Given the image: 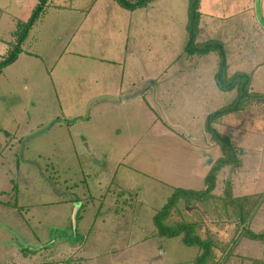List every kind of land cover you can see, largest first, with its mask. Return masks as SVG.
I'll use <instances>...</instances> for the list:
<instances>
[{
  "label": "rangeland",
  "instance_id": "obj_1",
  "mask_svg": "<svg viewBox=\"0 0 264 264\" xmlns=\"http://www.w3.org/2000/svg\"><path fill=\"white\" fill-rule=\"evenodd\" d=\"M38 3L0 0V61ZM256 3L235 17L201 12L196 42L222 41L230 76L260 65V92L250 84L256 98L218 129L251 116L263 127L264 26ZM188 8L189 0H156L134 12L114 0L48 1L22 44L33 55L23 52L0 75V264H194L202 250L183 236L159 235L154 217L175 189L205 190L222 155L211 146L207 118L238 92L217 87L216 54L186 51ZM263 133L234 143L241 167L223 169L213 193L221 197L229 179L236 196L258 192L262 219ZM115 210L124 222L112 219ZM211 210L180 201L165 223H194L203 240L227 245L236 226ZM251 242L259 257L260 244Z\"/></svg>",
  "mask_w": 264,
  "mask_h": 264
},
{
  "label": "trees",
  "instance_id": "obj_2",
  "mask_svg": "<svg viewBox=\"0 0 264 264\" xmlns=\"http://www.w3.org/2000/svg\"><path fill=\"white\" fill-rule=\"evenodd\" d=\"M49 0H39V3L32 11L29 20L24 23L19 33L17 43L9 56L0 61V75L3 71L13 65L24 52L22 44L26 40L29 32L34 25L41 18ZM121 8L134 12L147 7L148 4L156 0H114ZM201 0H189L188 8V22L186 25L188 42L186 51L192 55L205 56L212 53L218 56L217 72L215 79L217 87L224 91L238 92L235 100L228 106L219 109L218 111L210 114L206 122V131L211 138L213 146L221 150V156L212 164L209 173L205 177V190L200 192L185 191L183 189H175L172 195L168 198L167 203L161 208L154 217V223L157 227L159 235L166 238H175L183 236L184 244L189 247H198L201 254L196 258L194 264H226L232 254V249L240 242L241 239L247 238L257 241L260 244L262 253L264 254V232L255 233L249 228V224L253 216L262 208V202L254 201L256 196H243L236 197L233 194V181L229 179L224 185L223 195L215 197L213 193L217 188L218 178L221 171L227 167L236 169L241 167V159L239 151L234 147L231 138L225 134L220 133L215 125L226 116L243 111L245 105L252 98H256L257 94L250 91L251 75L246 73L237 72L234 75H229V61L227 50L224 43L219 40H209L204 43H197L200 33V23L202 13ZM214 200L213 204L209 202ZM185 203L186 209L191 208L193 203H201L202 208L214 209L218 219H222L225 224H234L236 232L232 240L227 245L218 246L216 241L211 238L203 240L198 236L196 224L191 222L176 223L168 225L165 220L168 219L171 211H173L179 202ZM205 215L206 210H202ZM212 211V210H211ZM210 211H207L209 214ZM213 212V211H212ZM207 216V215H206ZM202 219V217H201ZM201 219L199 223L201 224ZM204 219V216H203ZM205 221V219H204ZM232 244V246H230ZM218 247V248H215ZM222 254V257L217 259L216 254ZM255 264H264L256 262Z\"/></svg>",
  "mask_w": 264,
  "mask_h": 264
},
{
  "label": "crops",
  "instance_id": "obj_3",
  "mask_svg": "<svg viewBox=\"0 0 264 264\" xmlns=\"http://www.w3.org/2000/svg\"><path fill=\"white\" fill-rule=\"evenodd\" d=\"M212 0H209L210 4H205L203 3V1L201 0V12L203 13H207L205 12L206 11H211V8L214 9V12H208V13H212L214 15H216L215 13L219 14L220 16H224L225 14V17H235V16H238V14H245V13H249L250 10H252V8H250L252 6V4L254 5L255 3V0H251V3H247L245 4L244 0H230V3H229V6H222L221 5V1L223 0H217V2H211ZM97 2V1H96ZM116 3V2H115ZM250 8V9H249ZM249 9V10H248ZM248 10V11H247ZM227 11V12H226ZM237 11H239L237 13ZM231 12V13H229ZM233 13V14H232ZM228 14V15H227ZM237 14V15H236ZM261 14H262V17L264 19V0H261ZM211 15V14H210ZM41 21V20H40ZM39 22V21H38ZM33 29V28H32ZM32 31V30H31ZM22 49L24 50V53L26 52V54H30V55H33L32 52L26 50L24 48V46L22 47ZM23 54V53H22ZM21 54V55H22ZM20 57V56H19ZM40 57V56H39ZM41 58V57H40ZM19 59V58H18ZM18 61V60H17ZM260 66V65H259ZM258 66V67H259ZM254 68V71H252V75H251V85H252V91H256V92H260L259 90H257V84H258V77L256 75V72L258 71L257 68ZM230 70V69H229ZM241 73H246V70L245 71H239ZM236 73V72H235ZM257 82V83H256ZM246 114L243 115V117L245 116ZM248 124L244 125V124H237L236 122H234V124H236L235 126L234 125H230L229 123H225V122H221L222 123V126L224 127H220L221 129H218V125H215V128L222 134H225L224 133V130H227L228 133H226L225 135L229 136L233 142V145L235 142H239V143H243V140H247L250 138V136H252L253 134H256V133H263L264 132V122L262 121V124H263V127L260 128L257 126V124L259 123V121H255V117L251 116L248 118ZM88 123H90V121H88ZM224 123V124H223ZM235 133V134H234ZM263 136H264V133H263ZM264 140V138H263ZM213 147V144L211 145ZM243 150V149H242ZM244 168V166L240 169L242 170ZM208 173V172H207ZM207 175V174H206ZM205 175V176H206ZM257 181V180H256ZM111 188V187H109ZM117 189V188H116ZM115 189V190H116ZM120 193V192H119ZM255 193H258V192H246V191H243V195H247V196H256L257 194ZM252 194V195H250ZM236 196V195H235ZM236 197H243L242 195L240 196H236ZM119 201L117 200L116 201V204L115 206L117 205ZM84 206V205H83ZM129 206V205H128ZM103 207V206H102ZM100 207V208H102ZM117 207V206H116ZM263 210V209H262ZM100 210H99V213H97L95 216H97L95 218V221L98 219L99 215H100ZM114 215H113V218L115 221L117 220H122V222L125 221V214H122V211H120L118 213V210H115V212H113ZM85 215H88V212L85 211L84 213ZM110 214V212H109ZM258 214V213H257ZM257 214H255L253 216V219L252 221L250 222L249 224V228L255 232V233H259V232H264V219L262 218H257ZM260 215V214H259ZM218 218V217H216ZM111 219V220H112ZM220 220V219H218ZM102 222H105V220H102ZM253 228V229H252ZM220 230H222V228H219ZM219 230V231H220ZM122 237V235H120ZM138 238H141V240L143 241V239L146 237L144 236L143 233H138ZM171 240V239H170ZM173 240L170 241V244L173 243L172 242ZM231 241V240H230ZM229 241V242H230ZM251 241H254V240H251V239H247V238H243L240 240V242L238 241V243L235 245V247H233L232 249V254H231V257L230 259L227 261V263L231 262L232 264H237V262H240V264H255L256 262L259 261V263H264V254L262 253V249H261V255L259 257H256V254H251V250L253 249V246L250 244L252 243ZM228 242V243H229ZM154 249L157 248V247H153ZM161 247L158 246L157 250H159ZM192 248V247H191ZM197 249V248H196ZM199 252V251H198ZM197 252V254H198ZM166 251H163V254H165ZM235 257H237L238 259H235ZM154 262V261H153ZM226 263V264H227ZM154 264H157L156 262H154ZM239 264V263H238Z\"/></svg>",
  "mask_w": 264,
  "mask_h": 264
},
{
  "label": "water",
  "instance_id": "obj_4",
  "mask_svg": "<svg viewBox=\"0 0 264 264\" xmlns=\"http://www.w3.org/2000/svg\"><path fill=\"white\" fill-rule=\"evenodd\" d=\"M257 6H256V10H257V15H258V19L261 22V24H263L264 26V20L261 14V0H257Z\"/></svg>",
  "mask_w": 264,
  "mask_h": 264
}]
</instances>
